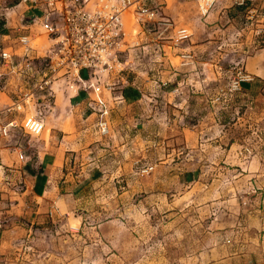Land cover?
<instances>
[{
    "label": "rangeland",
    "instance_id": "rangeland-1",
    "mask_svg": "<svg viewBox=\"0 0 264 264\" xmlns=\"http://www.w3.org/2000/svg\"><path fill=\"white\" fill-rule=\"evenodd\" d=\"M62 1L0 0V264L264 257V0H136L82 82Z\"/></svg>",
    "mask_w": 264,
    "mask_h": 264
},
{
    "label": "built area",
    "instance_id": "built-area-1",
    "mask_svg": "<svg viewBox=\"0 0 264 264\" xmlns=\"http://www.w3.org/2000/svg\"><path fill=\"white\" fill-rule=\"evenodd\" d=\"M86 2L87 0H84V2L72 0L69 3H63L62 1L61 8L57 11L62 16L65 26L58 40L62 39V49L66 52L64 60L55 59L60 62L58 66H63L67 74L75 73L74 76L69 77H74L75 79L73 80L78 82L83 81L80 72L87 69H95L98 64L104 63V65H107L104 59L105 53L109 52V55H111L110 50L113 49V46L119 44L116 43V40L122 34V16L125 12L134 8V12H137L136 14L134 13L135 16L137 14L146 15L149 19L154 17L153 11L143 6H138L136 0H114V2L111 1V4H106L102 8L97 5L92 11L86 9ZM212 2L206 0L207 5ZM52 5L53 2H50V6ZM57 8L58 6L56 5L52 10L55 11ZM50 17L51 14L43 22V28L49 35L56 32L55 24L50 21ZM182 33L184 34L185 31ZM4 56L7 57V54H4ZM48 83L46 82V84ZM100 103L104 105L102 100H100ZM27 125L38 132L42 129V125L33 119H30ZM106 125L102 124L104 131L106 130Z\"/></svg>",
    "mask_w": 264,
    "mask_h": 264
},
{
    "label": "crops",
    "instance_id": "crops-1",
    "mask_svg": "<svg viewBox=\"0 0 264 264\" xmlns=\"http://www.w3.org/2000/svg\"><path fill=\"white\" fill-rule=\"evenodd\" d=\"M248 72L253 75L257 81H264V49L254 55L248 63ZM258 254V253H257ZM223 264H264V257L260 254L253 257H233Z\"/></svg>",
    "mask_w": 264,
    "mask_h": 264
}]
</instances>
